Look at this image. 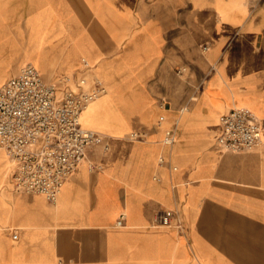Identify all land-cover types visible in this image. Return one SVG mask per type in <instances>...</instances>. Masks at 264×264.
<instances>
[{"label":"crops","instance_id":"0c3cea01","mask_svg":"<svg viewBox=\"0 0 264 264\" xmlns=\"http://www.w3.org/2000/svg\"><path fill=\"white\" fill-rule=\"evenodd\" d=\"M15 8L23 46L13 69L0 60V83L25 63L55 81L85 59L105 93L82 116L100 142L55 203L9 190L0 149V264H264V0ZM234 108L259 119L257 148L215 142ZM166 209L175 214L161 226Z\"/></svg>","mask_w":264,"mask_h":264},{"label":"built area","instance_id":"2783aa9c","mask_svg":"<svg viewBox=\"0 0 264 264\" xmlns=\"http://www.w3.org/2000/svg\"><path fill=\"white\" fill-rule=\"evenodd\" d=\"M104 93V85L91 74L85 59L76 74L55 81L45 80L32 64L25 63L0 83V149L11 166L15 190L55 203L87 147L100 142L98 135L81 127L79 115ZM220 122L215 141L222 150L237 153L260 146L261 124L249 110L231 109ZM162 142L171 145L173 132L167 131ZM163 163L159 158L158 164ZM174 214L171 209L161 211L157 224L171 225ZM122 219L120 215L116 226Z\"/></svg>","mask_w":264,"mask_h":264},{"label":"rangeland","instance_id":"374dc122","mask_svg":"<svg viewBox=\"0 0 264 264\" xmlns=\"http://www.w3.org/2000/svg\"><path fill=\"white\" fill-rule=\"evenodd\" d=\"M26 0H0V43H3L0 45V60L4 59L6 57L12 58L13 59V65L11 69L16 67V65L19 62V58L21 55V50H22V44H23V39H16V37H20V35H16V32H18L19 28V21L21 18V15L19 10L15 8L16 2H25ZM18 10V11H17ZM17 11V13H16ZM13 42L14 45H10V43ZM16 49V51H15ZM79 61V60H78ZM77 61V62H78ZM81 63V59H80ZM55 62H52L50 69H48L47 72H50L54 68ZM9 70L13 72V70ZM8 77V76H7ZM7 77L3 78L5 80ZM2 80V81H3ZM95 100L91 101L87 106L86 109L81 113L79 121L82 124V116L83 114L88 110L90 105L94 102ZM83 127V124L81 125ZM217 137V136H216ZM216 140V139H215ZM216 142V141H215ZM9 168L6 170V175H7V183L5 184L9 190L12 189L15 192L18 193H23L21 191H17L13 188L12 185V179H11V166L9 163H7ZM62 188V187H61ZM61 189L58 193V197L60 195ZM57 197V198H58Z\"/></svg>","mask_w":264,"mask_h":264},{"label":"bare ground","instance_id":"6f19581e","mask_svg":"<svg viewBox=\"0 0 264 264\" xmlns=\"http://www.w3.org/2000/svg\"><path fill=\"white\" fill-rule=\"evenodd\" d=\"M95 100V99H94ZM86 109V107L81 111V113L84 111ZM81 113H80V115H81ZM80 115H79V118H80ZM80 122V121H79Z\"/></svg>","mask_w":264,"mask_h":264}]
</instances>
